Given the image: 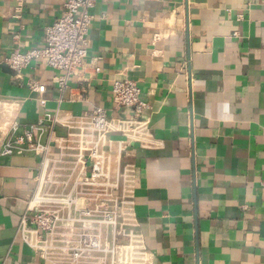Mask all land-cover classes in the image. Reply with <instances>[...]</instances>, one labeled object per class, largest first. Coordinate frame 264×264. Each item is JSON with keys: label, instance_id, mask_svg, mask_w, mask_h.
<instances>
[{"label": "crops", "instance_id": "0c3cea01", "mask_svg": "<svg viewBox=\"0 0 264 264\" xmlns=\"http://www.w3.org/2000/svg\"><path fill=\"white\" fill-rule=\"evenodd\" d=\"M15 7L0 0V97L22 100L20 122L59 99L65 112L99 105L128 116L113 110L118 78L135 80L149 103L156 146H129L128 161L153 264H264V0H94L90 78L72 77L61 92V72L44 60L24 70L45 85L43 108L4 58L42 47L62 9L54 0ZM37 162L31 152L0 157V264H50L19 230Z\"/></svg>", "mask_w": 264, "mask_h": 264}, {"label": "built area", "instance_id": "2783aa9c", "mask_svg": "<svg viewBox=\"0 0 264 264\" xmlns=\"http://www.w3.org/2000/svg\"><path fill=\"white\" fill-rule=\"evenodd\" d=\"M23 1L16 0V15ZM54 1L61 15L45 27L42 47L4 58L12 81L38 94L42 108L45 85L24 74L32 62L44 60L61 72L54 76L61 92L72 77L90 78L85 69L94 0ZM111 90L113 110L128 116L110 115L99 105L65 112L59 99L55 110L26 124L16 117L22 100L0 97V157L31 152L38 158L20 236L50 264H153L135 212V166L128 161L129 146H156L150 105L133 79H114Z\"/></svg>", "mask_w": 264, "mask_h": 264}]
</instances>
